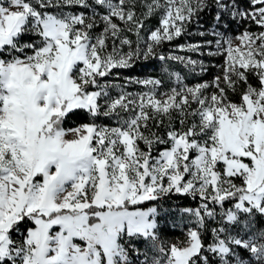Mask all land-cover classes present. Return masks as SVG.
<instances>
[{
	"label": "snow or ice",
	"instance_id": "6c2138e0",
	"mask_svg": "<svg viewBox=\"0 0 264 264\" xmlns=\"http://www.w3.org/2000/svg\"><path fill=\"white\" fill-rule=\"evenodd\" d=\"M0 264H264V0H0Z\"/></svg>",
	"mask_w": 264,
	"mask_h": 264
}]
</instances>
